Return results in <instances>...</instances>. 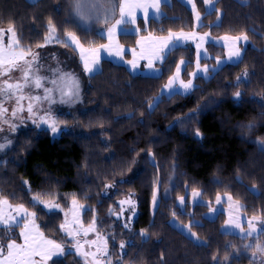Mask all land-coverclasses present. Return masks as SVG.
Instances as JSON below:
<instances>
[{
	"label": "trees",
	"instance_id": "obj_1",
	"mask_svg": "<svg viewBox=\"0 0 264 264\" xmlns=\"http://www.w3.org/2000/svg\"><path fill=\"white\" fill-rule=\"evenodd\" d=\"M194 2L201 14L200 26L186 0H171L170 6L161 4L167 18H149L145 22L138 17L139 31L119 32L117 42L135 48L139 38L149 34L159 37L167 35L168 30L182 29L201 35L207 32L210 38L206 49L213 53L212 57L225 58L227 51L218 40L245 32L248 42L238 45L242 63L225 62L214 79L198 75L193 83L199 87L191 95L174 96L171 100L165 96L150 113L148 105L160 95L181 58L191 61L187 72H181L183 80L190 79L188 73L196 67L192 42L173 52L162 72H133L125 64L102 58V71L94 75L83 73L84 88L76 122L69 112L57 110L61 132L52 133L49 127L41 126L26 128L17 133L12 147L0 156L4 161L0 165V196L12 205L23 203L29 211H35L44 234L63 243L65 249L70 246V238L59 229L65 219L61 209H67L75 196L79 203L91 205L92 211L81 209L82 222L88 224L96 219L97 231L108 237L112 264H117L121 256L124 264H225V257L226 264H260L259 259L254 261L243 251L235 258L234 249L247 240L236 233L223 234V212L213 218H206V213L217 195L227 193L248 206L241 210L244 214L264 215V116L260 115L264 112L260 102L264 99V0H248L246 5L239 0H215L212 14H207L205 0ZM70 7V0H0V29L14 25L21 44L37 52L61 48L76 56L71 46H64L66 41L36 47L44 43L49 19L55 23L59 36L72 31L86 47L105 44L106 38H101L96 30H81L71 17ZM118 18L117 11L113 21ZM218 18L222 23L215 26ZM113 21H93L92 27L105 29ZM9 36L5 33L4 40ZM199 62L203 66L217 63L211 58H201ZM245 72L251 83L241 82L237 87L236 78ZM236 91L242 93L241 100L234 99ZM193 111L197 114L187 119ZM177 117H184V123L176 124ZM251 122H255L254 128L246 126ZM150 154H154L155 166ZM156 181L159 207L153 209L151 197ZM25 182L32 194L55 200L61 209L49 215L39 206L34 207ZM109 183L116 187L105 189ZM249 188L258 189L260 194L254 195ZM192 189H199L206 203L192 202ZM105 191L107 195L102 194ZM130 192L135 193L132 199L136 201V214L126 210L120 217L110 215V209L120 212L118 201ZM181 196L185 198L186 212L178 205ZM190 224V232L206 246L198 245L196 238L178 227L187 228ZM142 230L150 239L145 241L139 235ZM12 231L11 237L17 239L18 228ZM4 234L0 230V241L6 240ZM130 240L134 241L133 246L128 245ZM121 241L125 242L123 251L118 247ZM229 243L233 248L226 247ZM55 260L54 257L52 264ZM59 264L85 262L77 254L67 255L66 250Z\"/></svg>",
	"mask_w": 264,
	"mask_h": 264
},
{
	"label": "snow or ice",
	"instance_id": "obj_2",
	"mask_svg": "<svg viewBox=\"0 0 264 264\" xmlns=\"http://www.w3.org/2000/svg\"><path fill=\"white\" fill-rule=\"evenodd\" d=\"M32 3H37L38 0H31ZM187 2V0H186ZM218 2V0H217ZM240 3L246 5L248 0H239ZM71 7L69 12L74 22L78 23L82 31L96 30L97 34L101 38H106L108 43L95 45L90 44L85 46L81 42L80 38L75 32L66 31L65 47L71 46L77 51L80 59L83 62V70L89 75H94L100 69L101 52H105L110 56L121 57L123 55V46L114 43V38L117 32L129 33L127 25H136L137 11H142L143 20L147 22L150 17L155 20H159L161 17L167 18V14L161 10V4L171 5V0H70ZM209 5L207 8V14H212L214 11V0H206ZM192 9L195 11V19L198 22L201 21V14L196 10L195 2L192 0ZM58 11H62L58 7ZM117 11L119 13V19H115V22L111 24L107 29H94L92 27L93 21H99L103 19L105 23L112 18L116 17ZM222 21L218 18L215 26H220ZM46 27L48 29L47 34L44 37V43L38 44L37 48H43L47 44L56 42L61 43V38L57 35V28L55 23L49 19ZM131 31H136L133 28ZM164 31V29H161ZM255 31V29H252ZM5 33H10V39L5 44ZM210 38V33H203L202 35L196 32H185L168 30L166 36H152L142 37L143 40L149 41L147 49L141 43V53L139 59L147 60V66L153 72H159V69L154 67L156 62L163 64L166 60L172 58V53L185 46L187 41L199 40L200 43L196 44L197 56H196V71L188 73L191 77L187 81L181 78L182 69L187 72V66L191 64V61H185L180 59L179 63L173 59L172 63L176 64L175 73L171 75L166 84L162 86L159 96L154 97V102L148 105L149 112H154L163 102L165 96L171 100L174 96H186L191 95L195 89L199 86L193 83V80L199 75L203 79H214L215 75L222 70V65L225 62H237L242 63V50L238 46L239 42H248L249 38L245 32H241L235 36L225 35L220 38L222 41H227V54L225 60H221L219 57H209L207 50L204 49V58H211L216 60V65L209 68V65L205 64L203 67L200 65L202 43ZM135 55V49L132 50ZM39 52L33 51L31 46H24L20 42L17 30L14 25H9L7 29H0V132L4 131V126H7L9 132H14L17 127L16 121L21 123L24 121V113L28 114L27 118L32 120L34 124L42 122L44 124H50V131L52 133H59L62 131L58 128L56 121L51 119L49 113L51 112V105L53 104H66L71 105L81 100L80 96V80L77 75L70 72H64L60 67V62L57 61V67L55 69L49 67L47 69L48 74H41L44 65L40 63ZM127 63L133 68H136L137 61L129 60ZM171 70V69H169ZM211 71V75H208ZM19 72V77L15 80L12 79V73ZM159 78V77H157ZM241 82L251 83L248 79V73L245 72L241 76L236 78V86L239 87ZM47 85H51L50 87ZM27 90V92H26ZM35 90H42V94L33 95ZM234 99L241 100L243 98L240 91H236ZM243 95H246L243 94ZM9 101L14 102V106L11 111L5 104ZM26 102V103H25ZM264 105V99L260 101ZM47 104L48 108L45 109L44 105ZM43 112L44 114H40ZM197 113L195 111L190 112L187 119H192ZM264 116V112L260 113ZM131 117V114L129 118ZM184 117H177L175 123H184ZM248 128H254L255 122H251L246 125ZM197 135H200L197 132ZM0 152L10 148L12 141L7 137L0 135ZM257 143H260L257 141ZM261 149L264 150V143H261ZM133 151H135L133 149ZM150 158L153 160L155 166L154 154H150ZM4 161L0 160V165ZM175 167V165H174ZM241 183L242 179L237 177ZM123 182V181H121ZM222 183V181H216ZM26 184L25 191L30 196V203L34 207L39 206L42 211H45L49 215H54L56 210L61 209V205L52 199H43L40 193L32 194L31 187ZM155 190L151 197V204L153 209H158V194H159V182H155ZM116 185L109 183L105 185V189L115 188ZM247 187V186H246ZM254 195H259V190L256 188H249ZM107 195V191L102 193ZM16 194L13 193V196ZM135 193L130 192L125 199L118 201V207L120 212L117 213L115 209H110V215L122 216L124 211H129L131 215H135L136 201L132 199ZM191 197L195 203H206L202 200V194L199 189H192L190 192ZM88 197L85 196V199ZM200 198V199H197ZM184 197L178 198V205H184ZM216 203L219 204L222 200L220 195L216 196ZM226 199L229 203L230 213L229 219L226 221V227L223 230V234H232L234 230H239L242 240H247L248 243H242L239 248L234 249V257L239 258V254L243 251L245 254H250V258L254 261L259 259L260 264H264V241L261 237H264V215H253L247 217L245 215V222L247 229L243 227L240 222L242 215L241 210L248 207L242 204L239 200L234 199L231 194H226ZM128 208L125 209L124 206ZM71 211L72 219L68 220V213H64V223L59 225V229L63 231L66 237L70 238V246L67 248V255L78 254L80 258L85 261V264H112V258L108 251V237H102L97 231L96 219L93 218L91 222L84 226L80 219V209L92 211L91 205H83L79 203L77 198L73 196L71 199ZM186 212V208H183ZM218 209H213L215 213ZM236 215L233 216L232 212ZM36 212L29 211L23 203L12 205L6 197L0 196V230L7 234L5 241H0V264H48L49 261L56 260L53 264H59V261L65 256V245L58 243L55 240L47 239L44 233L39 231V227L36 224ZM175 215V213H173ZM194 215V214H193ZM206 214V218H207ZM193 223L200 225L199 221H193ZM123 227L128 228V224H124ZM183 227V226H181ZM19 229L17 235L22 237V243H17L15 239H11L13 235V229ZM191 224L185 229L189 236L195 237V233L190 232ZM89 233H94L96 239L87 240L84 239L81 242L80 237H87ZM145 241L150 239L146 231L142 230L139 233ZM198 245L206 246V242L199 241L196 238ZM115 243V237H113ZM129 246L134 245V241H128ZM118 247L123 251L125 249V242L121 241ZM228 248H233V245L229 243L226 245ZM39 258V259H37ZM215 259V257H214ZM225 264L227 262V257ZM117 264H124L123 256L117 260ZM217 264H220L217 261Z\"/></svg>",
	"mask_w": 264,
	"mask_h": 264
},
{
	"label": "rangeland",
	"instance_id": "obj_3",
	"mask_svg": "<svg viewBox=\"0 0 264 264\" xmlns=\"http://www.w3.org/2000/svg\"><path fill=\"white\" fill-rule=\"evenodd\" d=\"M86 2H87V0H86ZM186 4L188 5V7L190 8V9H192V0H187V2H186ZM208 4L206 3V0H205V8H206V10H207V8H208ZM196 7V6H195ZM214 8H215V0H214ZM162 10V9H161ZM193 10V9H192ZM195 12V11H194ZM138 17H143V14H142V11H140V10H138L137 11V18ZM149 18H151V10H150V17ZM119 19V18H118ZM115 22V21H114ZM113 22V23H114ZM201 22V21H200ZM101 23V22H100ZM112 23V24H113ZM130 31L129 32H133V31H131L133 28H136V31H134V32H138L139 31V27L137 26V23H136V25H131V24H129V25H127L126 26ZM107 28H105V30H106ZM183 30V29H182ZM181 31V30H180ZM183 31H185V32H187L186 30H183ZM117 33H119V31L117 32ZM57 35H58V33H57ZM59 36V35H58ZM149 35H147V36H142V37H148ZM154 36V35H153ZM163 36H166V35H163ZM60 38H61V41H65V37H63V36H59ZM141 37V38H142ZM224 37V36H223ZM141 38H139V42H141L143 45H144V48L145 49H147L148 48V46H149V41H147V40H143L142 41V39ZM222 38V37H221ZM9 39L10 38H7L6 40H4L5 42H8L9 41ZM107 40V39H106ZM208 39H206L203 43H202V47H201V49H200V52H201V58H204V56H203V52H204V49H206V41H207ZM187 42H189V43H191L192 42V44H193V47H194V53H195V62H196V56H197V49H196V44L197 43H200V41L199 40H192V41H187ZM186 42V43H187ZM106 43H108V40L106 41ZM114 43L115 44H118V45H120V46H122L121 44H119L118 42H117V40H116V36H115V38H114ZM141 43H138V45L135 47V48H127V47H123V55L121 56V57H116V56H110V55H108V54H106L105 52H101V54H100V56H101V59L102 58H108V59H112L113 61H115V62H118V63H122V64H125L128 68H130L131 69V71H133V72H140V71H149V72H153L152 70H150L149 68H148V66H147V60H145V59H139V56H140V53H141ZM218 43L219 44H222L223 46H224V48L226 49V51L228 50L227 49V44H228V42L227 41H222L221 39H219L218 40ZM133 49H135V55L133 54ZM207 50V49H206ZM34 51V50H33ZM75 51V55L76 56H74L73 55V53H69V51H67L66 49H61V48H56V49H53V50H50L49 52H41V51H38L39 52V54H40V57H41V59H40V63L42 64V65H44V68L42 69V71H41V74L42 75H44V74H48L47 73V69L49 68V67H51V68H53V69H55L56 67H57V61H59L60 62V64H59V67L64 71V72H70V73H74L75 75H77L78 76V78H79V80H80V89H81V91H80V96H82V91H83V88H84V79H83V73H84V70H83V62H82V60L80 59V57H79V55H78V53H77V51L76 50H74ZM73 51V52H74ZM129 51V53L127 54L126 52H128ZM37 52V51H36ZM207 55L209 56V57H212L213 56V53L211 52V51H209V50H207ZM181 57H183L182 55L180 56V58ZM100 59V60H101ZM181 59H183V58H181ZM220 59L221 60H225V58H221L220 57ZM129 60H136L137 61V65H136V68L135 69H133L128 63H127V61H129ZM184 60L185 61H187L185 58H184ZM79 62V64L81 65V66H79L78 67V64L76 63V62ZM201 65V64H200ZM207 65H209V68L211 69L212 68V66H215L216 64H207ZM164 66H165V64L163 63V64H161V63H158V62H156L155 64H154V67L156 68V69H159L160 71L159 72H162L163 70H164ZM99 67H100V65H99ZM201 67H203V65H201ZM183 70V69H182ZM83 71V72H82ZM196 71V67L193 69V71L192 72H195ZM191 72V73H192ZM87 74V73H86ZM12 79L13 80H15L16 78H18L19 77V72H13L12 74ZM191 78V77H190ZM167 83V82H166ZM47 86H51V85H47ZM162 89V88H161ZM26 92H27V90H26ZM161 92V91H160ZM33 95H36V94H42V90H35L33 93H32ZM80 102L81 101H79V102H77V103H75V104H71V105H66V104H59V103H57V104H53V105H51V112L49 113V116H50V118L51 119H54L55 121H56V125H57V127L59 128L60 127V122H59V120L57 119V117H56V111L57 110H59V111H66V112H69L70 114H71V116L72 117H74L75 118V122H76V116L78 115V111L80 110V107H81V104H80ZM26 103V102H25ZM14 106V102L13 101H9L8 103H6L5 104V107H7L8 109H9V111H11V109H12V107ZM44 108L45 109H47L48 108V105L47 104H45L44 105ZM40 114H44L43 112H41ZM27 116H28V114L25 112L24 113V117H25V119H24V121L21 123L19 120H17L16 121V123H17V127H16V130L14 131V132H9V130H8V128H7V126H4V131L3 132H0V135H3V136H5V137H7L8 139H10L11 141H12V143H13V141H14V139H15V137H16V135H17V133L18 132H20V131H23L24 129H26V128H30V127H35V128H37V127H39V126H41V127H49L50 128V124H44V123H42V122H39L38 124H34L33 122H32V120H30V119H28L27 118ZM78 128V127H77ZM0 142H2V141H0ZM12 147V144H11V146H10V148ZM10 148H7V149H5L3 152H0V156L5 152V151H7L8 149H10ZM226 194L227 193H224V195H220L221 197H222V200H221V202L219 203V204H217L216 203V201H215V203L213 204V206L209 209V211L206 213V214H208L207 215V217L208 218H213V217H215L216 216V214H218L219 212H223L224 213V215H225V218H224V221H223V223H222V225H221V229L222 230H224L226 227H230V226H227L226 225V221L229 219V213H230V208H229V203H228V201H227V199H226ZM191 199V201L192 202H194L193 201V198L191 197L190 198ZM197 199H200V198H197ZM13 205H15V204H13ZM71 205H69V207L67 208V209H65V208H63V209H61L62 210V212L63 213H68V220L70 221L71 219H72V211H71ZM213 209H218V211H216L215 213H213L212 212V210ZM242 212V211H241ZM232 215L233 216H235L236 215V213L233 211L232 212ZM245 215L246 214H244L243 212H242V215H241V217H240V222H241V224L243 225V227L245 228V229H247V224H246V222H245ZM247 217H251V216H248V215H246ZM80 219H81V221H82V215H81V209H80ZM65 220V219H64ZM36 222V221H35ZM83 224H84V226L85 227H87V225L89 224H87V223H85V222H82ZM36 224L38 225V223L36 222ZM182 225H178V227L181 229V230H183V231H185L186 233H188L185 229H186V227H181ZM38 227H39V225H38ZM39 231H41V232H43V230L39 227ZM18 232H19V229H18ZM17 232V233H18ZM17 233H16V235H17ZM44 233V232H43ZM233 233H236V234H238V235H240L241 236V234L239 233V230H234L233 231ZM5 235V239L7 238V235H6V233L4 234ZM102 237H107V236H105V235H103V234H100ZM44 236L47 238V239H52L51 237H49V236H47V235H45L44 234ZM4 239V240H5ZM11 239H13L12 237H11ZM80 239H81V242H83V240L84 239H87V240H93V239H96V235L94 234V233H89L88 234V236L87 237H80ZM15 240H16V242L17 243H22L23 241H22V237H20L19 235L17 236V239L15 238ZM52 240H54V239H52ZM56 241V240H55ZM262 241H264V237H263V240ZM59 243V242H58ZM247 243H248V241H247ZM63 244V243H62ZM68 248V247H67ZM67 250V249H66ZM108 251H109V242H108ZM78 255V254H77ZM79 256V255H78ZM37 259H39V258H37ZM84 261V260H83ZM85 262V261H84ZM48 264H52V261H49L48 262Z\"/></svg>",
	"mask_w": 264,
	"mask_h": 264
},
{
	"label": "crops",
	"instance_id": "obj_4",
	"mask_svg": "<svg viewBox=\"0 0 264 264\" xmlns=\"http://www.w3.org/2000/svg\"><path fill=\"white\" fill-rule=\"evenodd\" d=\"M29 1H31V0H29ZM9 38H10V36H9ZM4 42V41H3ZM5 43V42H4ZM222 195H224V194H222Z\"/></svg>",
	"mask_w": 264,
	"mask_h": 264
}]
</instances>
